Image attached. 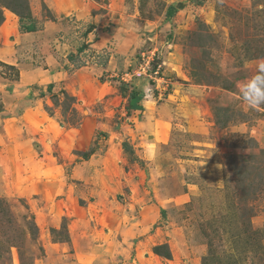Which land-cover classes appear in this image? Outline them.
Wrapping results in <instances>:
<instances>
[{
	"label": "rangeland",
	"instance_id": "obj_1",
	"mask_svg": "<svg viewBox=\"0 0 264 264\" xmlns=\"http://www.w3.org/2000/svg\"><path fill=\"white\" fill-rule=\"evenodd\" d=\"M83 2L78 16L64 17L47 8L44 0H0V26L11 13L17 17L18 34L33 27L32 32L45 30L43 34L52 35L35 42L26 36L17 45L8 41L0 57H11L23 68L43 67L42 61L51 58L61 62L76 84L72 81L65 89L63 83L50 85L41 93L37 88L35 97L47 96L51 102L46 110L56 113L60 126L72 133L91 115L94 138L107 136L108 129L121 133L128 162L143 166L130 147L128 131L134 123L123 124L130 113L125 110L128 101L121 100L123 91L133 94L136 82L150 81L160 88L159 77L155 82L149 80L150 74L134 76L141 54L156 50V57L165 63L162 77L172 83L168 95L155 99L156 107L163 104V116L180 122L171 130L166 148L175 158L191 160L192 150H200L195 159L200 161L185 166L183 180L189 191L186 186L174 187L178 200L162 203L166 208L159 212L163 228L159 237L167 244L153 252L170 260L162 264H264V107L249 108L239 95L240 82L255 73L256 62L264 57V0ZM11 48L17 51L3 54ZM17 75L15 66L0 60V87H12ZM135 95L128 103L131 107L143 96ZM146 102L143 109H156L154 101ZM2 120L0 137L4 139L8 125ZM69 141L68 147L74 149ZM92 144L88 149L71 150L66 174L72 162L80 161L78 157L93 152ZM56 151L49 153L63 162L59 158L63 154ZM9 181L0 183V264H47L42 262L47 257L42 247L44 233L32 212L40 204L21 197L22 190L16 196ZM37 186L40 190L41 185ZM140 192L136 189L134 194L138 196L135 208L148 200ZM129 193L125 189L123 200L112 205L136 216L138 209L126 207L134 202ZM66 222L63 219L57 230L50 229L52 237L66 235ZM67 254L61 251V260L51 264H73Z\"/></svg>",
	"mask_w": 264,
	"mask_h": 264
},
{
	"label": "crops",
	"instance_id": "obj_2",
	"mask_svg": "<svg viewBox=\"0 0 264 264\" xmlns=\"http://www.w3.org/2000/svg\"><path fill=\"white\" fill-rule=\"evenodd\" d=\"M44 1L47 8L64 17L78 16L76 11L84 3L83 0ZM48 26L56 28L52 24ZM17 28V17L11 13L6 14L0 26V56L8 41L17 45L26 36H30L34 42L52 36L43 34L45 30L18 34ZM11 35L14 37L12 40L9 38ZM27 43L25 42L26 46ZM33 45L34 43L30 44V47ZM15 51V48H11L3 54L10 55ZM0 60L15 66L18 71L17 81L12 87H0V119L3 118L2 121L8 125L5 127V138L0 137V183H6L10 179L11 185L7 184L16 196L19 189L22 190V194H19L21 197L32 198L35 206L40 204L32 212L37 227L44 233H41V239L43 238L42 247L47 257H43L42 262H58L61 260V251L69 253L66 258L71 256L73 264L170 262L153 252L155 247L167 244L165 238L159 237L163 230L160 227L159 212L166 208L162 203L178 200V194H174L172 188L186 186L188 190V185L183 180L185 166L200 161L195 160L198 156L196 152L200 150H192V160L175 158L173 152L167 150L170 132L175 126H180V122L177 124L170 115L163 116L160 112L165 108L163 104L156 107V100H162L160 94L165 88L163 83L159 91H156L158 84L151 85L150 81L136 82L132 95L123 91L125 98L121 100L122 103L127 100L131 104L135 93L143 95L136 107L126 103V113L130 114L123 119V124L126 121L134 123L132 130L128 131L131 132L129 143L131 142L130 147L138 158L144 161L143 166H138L130 164L125 157L122 149L124 137L121 133L108 129L107 136L94 138L95 123L91 125L92 115L85 116L79 129H74L72 133L71 129L66 130L60 126L56 113L51 114L46 110L51 102L47 96L38 94L39 97H35L37 88L41 93L50 85L60 87L63 83L65 89L72 81L76 84L75 80L71 81L69 75H66L61 62L51 58L46 59V62L42 61L43 67L23 68L11 57H0ZM75 74L78 76V73ZM80 81L79 79L78 85L82 87ZM161 81L166 82L168 87L172 86L168 82L170 80ZM170 87L166 91L167 95ZM146 99L155 102V110L143 109ZM175 105L176 109L180 106L177 103ZM161 107L163 110H160ZM1 134L0 131V136ZM147 134L150 136L146 137ZM66 139L74 143V149L68 147ZM92 140L95 144H92ZM91 144L93 152L86 158L78 157L80 161L74 164L71 161L70 170L66 174V161L73 157H70L71 150L88 149ZM56 150L63 154L59 157L63 162L49 153ZM37 184L41 185L40 190ZM52 186L54 190H51ZM125 189L133 198L130 200L134 201L126 203V207L130 211L138 209L136 216L132 212L125 214L117 204L112 205L117 199L123 200ZM136 189L148 196L141 208H135L138 197L134 195ZM180 196V199L184 198L183 194ZM61 218L67 220L66 235L52 237L51 230L59 228L63 220Z\"/></svg>",
	"mask_w": 264,
	"mask_h": 264
},
{
	"label": "clouds",
	"instance_id": "obj_3",
	"mask_svg": "<svg viewBox=\"0 0 264 264\" xmlns=\"http://www.w3.org/2000/svg\"><path fill=\"white\" fill-rule=\"evenodd\" d=\"M239 95L249 108L264 107V57L256 62L255 73L240 82Z\"/></svg>",
	"mask_w": 264,
	"mask_h": 264
},
{
	"label": "built area",
	"instance_id": "obj_4",
	"mask_svg": "<svg viewBox=\"0 0 264 264\" xmlns=\"http://www.w3.org/2000/svg\"><path fill=\"white\" fill-rule=\"evenodd\" d=\"M155 52L152 54H150L151 52H149V55L147 54L145 55L144 53L141 54V61L136 66V71L134 72V76L140 77L146 74L148 75L150 74L152 76H150L149 80H152V81H155L154 79L157 77H159V79L163 78L161 74L162 72L161 70L164 65V62H162L161 59L156 57ZM162 83L165 86V88H164V91L161 90V92H163L161 93V96L166 94V91L168 90V86L166 82H162ZM157 90L159 91V89H156V91Z\"/></svg>",
	"mask_w": 264,
	"mask_h": 264
},
{
	"label": "trees",
	"instance_id": "obj_5",
	"mask_svg": "<svg viewBox=\"0 0 264 264\" xmlns=\"http://www.w3.org/2000/svg\"><path fill=\"white\" fill-rule=\"evenodd\" d=\"M14 12V11H13ZM15 14L17 13V12H14ZM16 15H18V14H16ZM28 32H32V31H34L33 30V27L31 28V27H28V30H27Z\"/></svg>",
	"mask_w": 264,
	"mask_h": 264
}]
</instances>
